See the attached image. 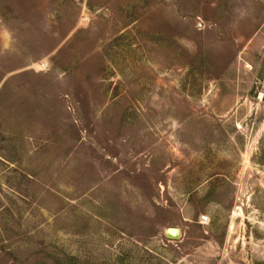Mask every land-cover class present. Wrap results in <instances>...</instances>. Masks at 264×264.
<instances>
[{"label": "rangeland", "instance_id": "obj_1", "mask_svg": "<svg viewBox=\"0 0 264 264\" xmlns=\"http://www.w3.org/2000/svg\"><path fill=\"white\" fill-rule=\"evenodd\" d=\"M0 264H264V0H0Z\"/></svg>", "mask_w": 264, "mask_h": 264}, {"label": "water", "instance_id": "obj_2", "mask_svg": "<svg viewBox=\"0 0 264 264\" xmlns=\"http://www.w3.org/2000/svg\"><path fill=\"white\" fill-rule=\"evenodd\" d=\"M165 237L169 241H177L182 237V232L179 228H169L165 232Z\"/></svg>", "mask_w": 264, "mask_h": 264}, {"label": "built area", "instance_id": "obj_3", "mask_svg": "<svg viewBox=\"0 0 264 264\" xmlns=\"http://www.w3.org/2000/svg\"><path fill=\"white\" fill-rule=\"evenodd\" d=\"M201 222L204 223V224L208 223V218L207 217H202L201 218Z\"/></svg>", "mask_w": 264, "mask_h": 264}]
</instances>
